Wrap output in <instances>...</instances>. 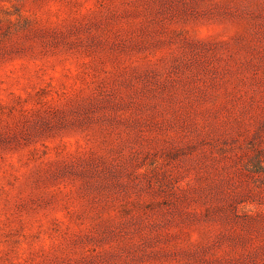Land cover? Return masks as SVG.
Returning <instances> with one entry per match:
<instances>
[{
	"label": "rangeland",
	"instance_id": "obj_1",
	"mask_svg": "<svg viewBox=\"0 0 264 264\" xmlns=\"http://www.w3.org/2000/svg\"><path fill=\"white\" fill-rule=\"evenodd\" d=\"M0 264H264V0H0Z\"/></svg>",
	"mask_w": 264,
	"mask_h": 264
}]
</instances>
